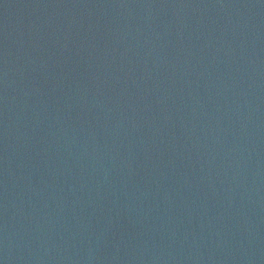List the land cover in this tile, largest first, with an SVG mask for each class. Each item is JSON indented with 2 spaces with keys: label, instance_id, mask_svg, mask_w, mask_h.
Instances as JSON below:
<instances>
[{
  "label": "water",
  "instance_id": "water-1",
  "mask_svg": "<svg viewBox=\"0 0 264 264\" xmlns=\"http://www.w3.org/2000/svg\"><path fill=\"white\" fill-rule=\"evenodd\" d=\"M0 264H264V0H0Z\"/></svg>",
  "mask_w": 264,
  "mask_h": 264
}]
</instances>
